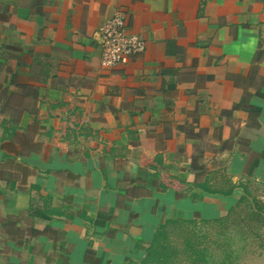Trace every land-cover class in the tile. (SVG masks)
Returning a JSON list of instances; mask_svg holds the SVG:
<instances>
[{"label": "crops", "instance_id": "crops-1", "mask_svg": "<svg viewBox=\"0 0 264 264\" xmlns=\"http://www.w3.org/2000/svg\"><path fill=\"white\" fill-rule=\"evenodd\" d=\"M115 12L146 47L104 68ZM245 180L264 182V0H0V264H145Z\"/></svg>", "mask_w": 264, "mask_h": 264}, {"label": "rangeland", "instance_id": "rangeland-1", "mask_svg": "<svg viewBox=\"0 0 264 264\" xmlns=\"http://www.w3.org/2000/svg\"><path fill=\"white\" fill-rule=\"evenodd\" d=\"M242 185L227 215L169 222L145 264H264V182Z\"/></svg>", "mask_w": 264, "mask_h": 264}, {"label": "built area", "instance_id": "built-area-1", "mask_svg": "<svg viewBox=\"0 0 264 264\" xmlns=\"http://www.w3.org/2000/svg\"><path fill=\"white\" fill-rule=\"evenodd\" d=\"M101 55L100 66L114 67L125 59L145 50V40L138 34L128 30L125 16L115 12L98 28Z\"/></svg>", "mask_w": 264, "mask_h": 264}, {"label": "trees", "instance_id": "trees-1", "mask_svg": "<svg viewBox=\"0 0 264 264\" xmlns=\"http://www.w3.org/2000/svg\"><path fill=\"white\" fill-rule=\"evenodd\" d=\"M238 186L244 188V186H243L242 184H239ZM197 187H199V188H201V189H203V190H205V191L211 192V193H221V194H225V195H231V194H232V191H233V188H234V185H232V187H231L230 189H228V190H222V189H211V188L208 189V188H206L205 184H203V183H197ZM169 222H181V221H168V223H169ZM182 222H183V221H182ZM188 222H190V221H188ZM155 240H156V239H155ZM154 244H155V241H154V243H153V246H154ZM153 246H152L151 251H150V253H149L148 259L151 258V254H152ZM148 259H147V260H148Z\"/></svg>", "mask_w": 264, "mask_h": 264}]
</instances>
